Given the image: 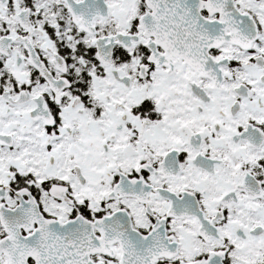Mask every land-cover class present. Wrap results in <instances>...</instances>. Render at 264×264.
<instances>
[{"label": "snow or ice", "instance_id": "1", "mask_svg": "<svg viewBox=\"0 0 264 264\" xmlns=\"http://www.w3.org/2000/svg\"><path fill=\"white\" fill-rule=\"evenodd\" d=\"M0 264H264V0H0Z\"/></svg>", "mask_w": 264, "mask_h": 264}]
</instances>
